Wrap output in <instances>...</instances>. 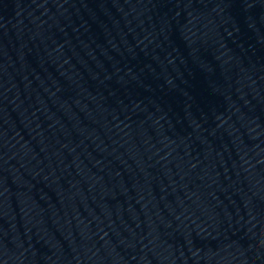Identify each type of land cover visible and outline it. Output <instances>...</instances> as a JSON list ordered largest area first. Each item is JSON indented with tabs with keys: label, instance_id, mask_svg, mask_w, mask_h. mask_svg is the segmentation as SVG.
Returning a JSON list of instances; mask_svg holds the SVG:
<instances>
[{
	"label": "water",
	"instance_id": "1",
	"mask_svg": "<svg viewBox=\"0 0 264 264\" xmlns=\"http://www.w3.org/2000/svg\"><path fill=\"white\" fill-rule=\"evenodd\" d=\"M0 264H264V0H0Z\"/></svg>",
	"mask_w": 264,
	"mask_h": 264
}]
</instances>
